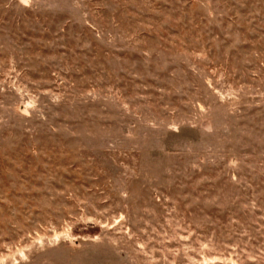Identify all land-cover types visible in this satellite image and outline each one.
I'll return each mask as SVG.
<instances>
[{
    "label": "rangeland",
    "instance_id": "374dc122",
    "mask_svg": "<svg viewBox=\"0 0 264 264\" xmlns=\"http://www.w3.org/2000/svg\"><path fill=\"white\" fill-rule=\"evenodd\" d=\"M0 264H264V0H0Z\"/></svg>",
    "mask_w": 264,
    "mask_h": 264
}]
</instances>
